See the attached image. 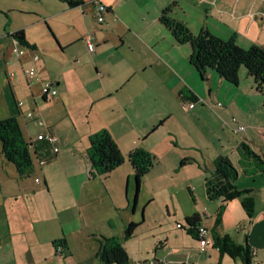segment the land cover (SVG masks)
<instances>
[{
    "label": "crops",
    "instance_id": "0c3cea01",
    "mask_svg": "<svg viewBox=\"0 0 264 264\" xmlns=\"http://www.w3.org/2000/svg\"><path fill=\"white\" fill-rule=\"evenodd\" d=\"M86 1L70 8L53 0L43 12L19 0H0V119L19 117L34 161L32 175L20 176L0 150V264H102L97 256L101 236L120 239L130 256L129 242L145 222L143 213L162 191L191 196L192 204L181 210L173 200L171 208L169 203L166 206L177 217V241L173 247L159 242L153 259L139 256L132 262L130 257L131 264H217L219 260L244 264L239 257L218 256L215 234L250 243L255 256L264 259V92L256 89L245 67L237 85L212 68L202 78L189 59L193 45L177 42L160 20L163 9L176 2L170 16L184 22L193 34L208 29L244 48L264 47V0H89V6ZM98 2L108 7L103 22L96 18ZM89 9L97 22L92 28L96 47L90 51L95 71L85 73L71 57L49 64L40 45V41L49 45V37H40L38 30L45 24L55 47L65 54L79 40L85 41L87 25L81 27L80 17ZM14 10L36 17L14 20ZM20 29L32 45L22 46V55L13 51L11 36ZM14 55L18 61L11 63ZM10 68L21 77L9 79ZM30 69L36 71L33 80L26 72ZM45 82L58 89L52 100L41 95ZM31 109L35 114L27 116ZM233 116L247 124L246 131L234 132ZM45 129L60 137L58 154L39 137ZM103 129L124 154L143 147L159 159L145 176L137 201L134 168L128 159L107 175L90 177V136ZM243 144L261 157V163L243 153ZM221 155L237 166L238 188L252 189V218L239 198L212 202L207 196L205 169L210 172ZM143 192L150 198L141 207ZM223 204L221 224L213 228ZM194 213L210 229L211 243L204 248L186 230V217ZM131 222L139 225L125 238ZM181 236L193 241L185 244ZM61 242L65 250L57 252L56 243ZM159 246L178 252L175 260L167 255L159 258ZM186 246L191 252L184 260Z\"/></svg>",
    "mask_w": 264,
    "mask_h": 264
},
{
    "label": "trees",
    "instance_id": "16d2710c",
    "mask_svg": "<svg viewBox=\"0 0 264 264\" xmlns=\"http://www.w3.org/2000/svg\"><path fill=\"white\" fill-rule=\"evenodd\" d=\"M61 1L70 8L78 7L84 3V0ZM175 4L176 2H173L163 9L160 20L172 32L177 42H188L193 45L194 51L189 59L202 78H205L207 70L212 68L220 77L237 85L240 81V69L244 66L248 74L254 78L256 89L264 92V47L262 45L253 44L249 48H244L233 38L223 39L208 29H204L195 35L184 22L170 16ZM11 36L24 47L32 46L27 41L23 29L14 31ZM30 143L26 140L17 115L0 119L1 153L7 161L15 165L20 176H30L34 172ZM242 151L260 162L261 157L252 151L247 144L242 145ZM88 157L90 177H94L96 174L107 175L128 159L134 168L136 201L145 176L159 162L154 153L143 147L134 148L127 155L124 154L117 141L106 129L90 136ZM186 161L187 159H184L182 164ZM205 173L206 192L210 200L229 201L239 198L248 216L253 217L255 199L251 194L252 189L242 190L238 188L236 180L239 170L228 156H218L214 161V168L210 172L205 169ZM224 209L225 205L223 204L218 210L213 228H217L221 224ZM201 220L198 213L186 217V230L197 239ZM138 225V222H131L125 230V238L131 237ZM213 241L214 246L219 249L221 254H227L232 258L239 257L244 264H255L256 253L250 243L240 244L228 234H215ZM58 244L65 247L64 242L56 243V246ZM97 256L102 264H131L128 250L117 237L101 236ZM154 264L163 263L156 262ZM217 264H221V262L219 261ZM262 264H264V259Z\"/></svg>",
    "mask_w": 264,
    "mask_h": 264
},
{
    "label": "rangeland",
    "instance_id": "374dc122",
    "mask_svg": "<svg viewBox=\"0 0 264 264\" xmlns=\"http://www.w3.org/2000/svg\"><path fill=\"white\" fill-rule=\"evenodd\" d=\"M48 1L49 2H46L44 0H19V3L27 6L28 8L39 9V10H42L43 12H45V9L50 7L51 1L53 2V0H48ZM59 1L60 0H54V2H56V3H60ZM86 4H87V6H89L91 4V1L87 0ZM12 16L14 17V20L16 19V17L20 16V17L26 18L27 20L30 21L32 19H35L36 14L35 13H33V14L30 13L29 15L28 14H20L18 12V10H14ZM82 16H83L82 18L80 17L81 27L85 28V25H87V27H86L87 30L85 31V32H87L86 34H92L93 35V31H92L93 29L92 28L97 24V22L93 16V14L91 13L90 9L88 10L87 14H85V15L82 14ZM50 22L52 24H54V26H55L54 19H52ZM43 25H44V28H43V26H41V28L38 30V35L40 37H45V38L48 35V37H49V38H47V43H49V45L40 41L41 48L44 49V52H43L44 58L47 62H49V64L50 63L56 64L58 59L61 60V58H68V57L70 58L71 57L76 62L74 64L80 65L81 68H83L85 70V73H92V71H95V68L94 69L92 68L93 62L91 60V52H90V50H89V48H88V46L84 40H79L74 46L68 48L66 50L65 54H63L55 47L56 41L53 40L54 41V43H53L52 37H51V32L48 30V27L45 26V24H43ZM94 31H95V29H94ZM82 32H83V30H82ZM50 41L52 42V44L54 45V48L56 50L54 48H52L53 45H52V47L50 46ZM93 42H94V47H96L95 46L96 45L95 40ZM17 61H18V57L15 55L12 58V60H10L11 63H14ZM242 67H244V66H242ZM14 72L15 71L13 68L9 69V73H8L9 79H12V78L13 79H19L21 77V74H19L18 72H17L18 74H15ZM37 72H38V70H37ZM245 125L247 126V124H245ZM247 128H248V126H247ZM247 128H246V130H247ZM149 198L150 197H149L147 192L142 193L141 200H145V202L142 204L141 207H143V205H145L147 203ZM155 198H156L155 201H151L150 203H148V205L146 207L147 210L144 211V213H143L145 222L140 225L136 235L133 238H131V240L129 242L130 244H132V247H130L131 248L130 249V257H131L132 262L138 261L140 259L139 256L149 258V260L153 259V255L155 253V244H157L159 242L169 243L170 247H173L174 243H176V241H177V237H176L177 233L180 230L177 228V226L175 227L177 217H175L173 212H171V214H169L167 212L166 206H168V203H169L170 208H171V206H173L171 200H173L175 206L179 210L184 208L188 203L192 204L191 196L189 194H186L185 197H182V195L181 196L173 195L172 193H169V191H162V192H157L155 194ZM178 200H179V203H178ZM211 201L215 202L216 200H211ZM200 205H201V203H200ZM179 214H181V213H179ZM143 216H142V213L140 212L138 218H140V220H142ZM209 224H210L209 225L210 227L213 226L211 223H209ZM228 225L230 227H232L231 223H228ZM187 237L188 236H185V237L181 236L180 240H182V242L184 241L185 244H187L188 239L193 241L191 237H188V238ZM212 249H217V248L212 247ZM180 252H182V250ZM185 252L183 251V254H182V256L184 257L183 258L184 260L187 258L188 254L191 252L190 248L187 247ZM177 253L174 252L173 249L167 248L166 246H163V247L159 246V249H157V254H158L159 258L161 256L167 255L169 257V260H175ZM217 253L219 256L220 252H217ZM217 260H219V257L217 258ZM262 261H263V258H261V256H255V264H262Z\"/></svg>",
    "mask_w": 264,
    "mask_h": 264
},
{
    "label": "built area",
    "instance_id": "2783aa9c",
    "mask_svg": "<svg viewBox=\"0 0 264 264\" xmlns=\"http://www.w3.org/2000/svg\"><path fill=\"white\" fill-rule=\"evenodd\" d=\"M108 12V7L98 2V7L96 11V18L99 22H103L105 20V16ZM93 35L92 34H86L84 36V39L88 45V48L90 51L94 50V42H93ZM15 41V40H14ZM13 51L18 54L22 55L24 54L25 50L22 48V45H20L17 41H15V46L13 47ZM28 79L33 80L36 76V71L34 69L27 70ZM58 93V89L52 84V82H45L42 85L41 88V95L42 97H45L46 99L52 100L53 97ZM23 101H19L18 104L21 106L23 105ZM218 105L223 106L221 102L218 103ZM35 114V110L31 109L27 112V116H33ZM232 122L234 123V132L239 133L244 130H246L247 126L240 122L237 116L232 117ZM40 138H43L47 143L52 147L53 152L55 154H58L61 150V140L60 137L52 132L50 129H45L43 133L39 136ZM198 241L200 243L201 247H206L211 243L210 239V229L207 226L200 225L198 228ZM57 252L64 251V245L58 244L56 246Z\"/></svg>",
    "mask_w": 264,
    "mask_h": 264
}]
</instances>
